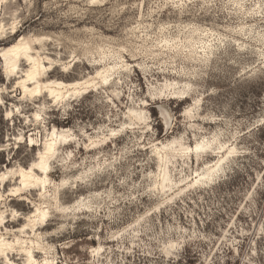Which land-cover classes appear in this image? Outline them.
<instances>
[{
  "label": "rangeland",
  "instance_id": "1",
  "mask_svg": "<svg viewBox=\"0 0 264 264\" xmlns=\"http://www.w3.org/2000/svg\"><path fill=\"white\" fill-rule=\"evenodd\" d=\"M15 45L0 264H264V0H0Z\"/></svg>",
  "mask_w": 264,
  "mask_h": 264
},
{
  "label": "bare ground",
  "instance_id": "2",
  "mask_svg": "<svg viewBox=\"0 0 264 264\" xmlns=\"http://www.w3.org/2000/svg\"><path fill=\"white\" fill-rule=\"evenodd\" d=\"M20 47L21 46H19V45H15V46H12L9 48L0 49V58L3 60V62H5L7 64V70H6L7 76H9L13 71L12 69H14L16 67L15 60L17 58H19V56H20V52H21ZM21 49H23V48L21 47ZM39 71H40V64H35L32 67V69L29 70V72L24 76L25 80L28 82L34 81L36 79V76L38 75ZM86 83L87 82H74V83L66 85V87L68 86V88L70 87L72 89L73 88L76 89V88H79L80 86L82 87V85L84 86ZM60 85L62 86L63 84H60ZM36 92H38V90ZM24 93L25 94L27 93L26 89H24ZM50 150H51V148L49 149V151ZM38 167L46 175V171H47L46 165L41 163L38 165ZM6 179H7L6 176H0V183L4 184L6 182ZM30 182H31V176L29 177L26 173H24V174L22 173L21 174V182H20L21 188L16 189L14 194L11 193V196L16 197V196L21 195L22 193L18 194V192H21L22 190L27 189V187L29 188L28 185H30ZM19 200H21V199H19ZM0 251L2 253H4V249L2 248L1 243H0Z\"/></svg>",
  "mask_w": 264,
  "mask_h": 264
},
{
  "label": "trees",
  "instance_id": "3",
  "mask_svg": "<svg viewBox=\"0 0 264 264\" xmlns=\"http://www.w3.org/2000/svg\"><path fill=\"white\" fill-rule=\"evenodd\" d=\"M155 114V116H157V113H154Z\"/></svg>",
  "mask_w": 264,
  "mask_h": 264
}]
</instances>
